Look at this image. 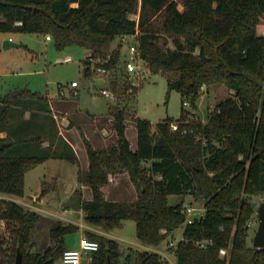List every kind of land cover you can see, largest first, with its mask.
<instances>
[{
	"label": "trees",
	"instance_id": "16d2710c",
	"mask_svg": "<svg viewBox=\"0 0 264 264\" xmlns=\"http://www.w3.org/2000/svg\"><path fill=\"white\" fill-rule=\"evenodd\" d=\"M262 23L264 0H0V33L50 35L58 49L79 45L91 56L110 57L107 67L116 74L110 88L117 96L108 116L114 139L100 146L82 133L87 168L60 134L47 96L21 88L1 97L0 132L8 134L0 138V193L23 197L25 176L33 166L52 158L71 161L78 165L79 184L92 194L81 198L84 219L107 231L134 219L138 239L150 248L160 246L185 222L183 203L172 204L170 196L192 193L205 201L206 210L184 227L174 249L177 264H264V248L248 240V222L257 211L251 197L264 194V35L258 31ZM162 34L173 38L174 48L161 43ZM126 36H137L149 70L167 77L169 91L181 93L177 129L166 119L153 132L150 120L131 111L137 92L128 93L122 54L112 47L114 40ZM84 65L89 77L87 58ZM218 84L235 95L219 102L207 122L187 120L190 111L184 109V101L197 109L202 88ZM26 111L30 120L11 132L7 126L15 114ZM35 117L41 119L39 130L31 136L26 125ZM128 118L137 131L136 148L127 135ZM122 172L137 188L132 202L108 199L102 190L109 175ZM0 220L17 224L10 246L5 247L0 237V264H15L18 248L22 264L49 259L56 264L69 248L65 236L79 230L76 224L60 223L51 230L54 244L32 253L39 212L0 199ZM86 233L99 242L92 264H121L123 251L117 240ZM201 240L207 241L205 247L197 245ZM222 248L228 249L225 257L220 256ZM137 259L139 264H167L159 252L147 249L137 251Z\"/></svg>",
	"mask_w": 264,
	"mask_h": 264
},
{
	"label": "rangeland",
	"instance_id": "374dc122",
	"mask_svg": "<svg viewBox=\"0 0 264 264\" xmlns=\"http://www.w3.org/2000/svg\"><path fill=\"white\" fill-rule=\"evenodd\" d=\"M179 8L184 10L181 3ZM262 28L263 23L258 26V31L261 32ZM0 36L2 42L9 38L18 44V46L8 49H4L1 45L0 96H6L16 89L28 88L42 96L50 97L54 103L51 113L56 115L61 132L73 144L81 161L85 159L86 154L83 135L100 146L107 145L114 139L110 134L108 116L111 105L116 104V102L100 93L103 88L111 89L110 82L116 76L114 72L108 76L98 74L92 77L86 76L84 60L89 51L79 45L58 49L54 40H47L46 35L39 33L11 31L2 32ZM160 37L162 44L166 43L167 47L174 48L173 38L165 34ZM136 42L137 36H126L125 39L121 37L114 40L112 47L120 49L122 44L123 47H130ZM120 52L122 54L121 66L125 68L131 53L129 49L120 50ZM125 76L128 77L127 74ZM72 81L80 83V95L78 97L71 93ZM235 93L234 90L229 89L224 84L207 88L205 92L202 91V95L205 94V96L199 98L197 109L184 105V109L190 111L186 116L187 120L200 119L204 123L207 122L210 111L219 102L234 96ZM182 99L178 90L169 91L168 79L165 75L154 74L149 71L136 95V102L131 105L133 106L131 111L136 116L150 120L155 124V127L158 122L166 119H172L173 123L178 125ZM87 112L101 117L96 126L85 114ZM40 120L35 117L32 123H27V130H31L33 133L38 132ZM72 122L74 126H72ZM127 123V135L132 148H135L137 145L135 124L132 118H128ZM49 126L51 127L50 124ZM103 128H105V134L102 132ZM153 131L155 132V128ZM93 133L96 135L95 139L91 136ZM78 171L77 164L65 159L52 158L36 164L28 170L25 176V195L23 197L0 193V199L14 200L26 209L39 212L40 220L32 233V242L35 243L34 248L37 249V252H44L50 245L54 244L51 236L53 228L60 223L64 225L73 223L79 226V230L65 236L69 247H78L81 235L87 234V231H93L113 238L120 243L123 251L121 264H139L137 251L145 249L151 251L158 249L167 253L169 258L175 259L174 248L170 247L169 243L172 239L178 243L183 236V226L175 230L173 236H168L160 246L151 247V249L138 239L134 219L126 220L122 227L110 231L87 222L84 219L85 212L81 207V198L90 199L92 194L88 186L79 184ZM210 175L213 173L210 172ZM102 190L108 199L132 202L137 198V188L131 182L129 175L124 172L109 175L108 183ZM251 199L257 210L252 217L254 222L251 225L248 224V240L253 245V239L259 225L258 207L264 201V194L252 196ZM170 202L172 204L182 202L184 208L194 207L196 216L202 215L206 210L205 201L192 193L171 195ZM14 225L17 224L0 220V237L6 240L5 247L12 243ZM29 247L27 246V249Z\"/></svg>",
	"mask_w": 264,
	"mask_h": 264
},
{
	"label": "built area",
	"instance_id": "2783aa9c",
	"mask_svg": "<svg viewBox=\"0 0 264 264\" xmlns=\"http://www.w3.org/2000/svg\"><path fill=\"white\" fill-rule=\"evenodd\" d=\"M16 24L20 25L21 22H17ZM261 32L264 35V23H263V28ZM46 37H47V40L52 39L50 35H47ZM128 49L130 50L131 56H130V59L126 62V66L124 68L126 74L128 75V80L130 83L128 93L136 94V92L138 93L143 81L146 79L150 70H149V67L146 61L143 59L140 53L137 42L135 44H132L130 47H123V44H122V47L120 48L121 51H126ZM87 59L89 60L90 65H91V75L89 77H92L95 74H98L101 76H108L110 75V73H112L110 69L107 67V64L110 61V57L103 58V57H95V56L88 55ZM70 89L72 91L71 93L73 96L78 97L80 95V83L79 82L72 81L70 85ZM205 90H207L206 86L202 88L203 92H205ZM100 93L106 98H110L111 100H114V101L117 98L116 93L112 89L103 88L101 89ZM184 105L191 106V103L190 101L185 100ZM217 112H220V110L218 109ZM172 127L173 129H177L178 125L173 123ZM184 213L186 215V219L183 224V227L193 224L195 222L196 217H200L204 214L203 213L200 216H196L195 208L191 206L184 208ZM253 222H254V219L251 218L248 224L251 225ZM161 231L162 233H167L166 229H161ZM177 244L178 243H176L175 240L173 239L170 240V243H169L170 247L175 249L177 247ZM197 245L201 247H205L207 245V241L206 240L198 241ZM98 249H99L98 241L91 239L86 234L81 235L80 240H79V246L76 248H68L64 252V255L61 258V260L56 264H92L94 253L98 251ZM154 250L161 254L162 258L167 261V264H177L176 256H175V259H171L169 258L167 253L161 250H158V249H154ZM227 253H228V249L226 248H222L220 250L221 257H225Z\"/></svg>",
	"mask_w": 264,
	"mask_h": 264
},
{
	"label": "crops",
	"instance_id": "0c3cea01",
	"mask_svg": "<svg viewBox=\"0 0 264 264\" xmlns=\"http://www.w3.org/2000/svg\"><path fill=\"white\" fill-rule=\"evenodd\" d=\"M0 40H1V45H2V38H1V36H0ZM88 55H90V52H89V54ZM88 55H87V57H88ZM86 57V58H87ZM85 58V59H86ZM205 96V94H203L201 97L203 98ZM1 97H4V96H0V98ZM48 97V96H47ZM48 99L50 100V103H51V105L52 104H54L53 103V101L51 100V98L50 97H48ZM53 99V98H52ZM199 101V100H198ZM78 105V104H77ZM78 107V106H77ZM78 109H80V108H78ZM86 115H88L89 116V118L91 119V122H92V124H94L95 126H96V124H97V121H98V119H100L98 116H94V115H91V114H89L88 112L87 113H85ZM31 116V113H30V111H26L24 114H19V112H17L16 114H15V117L12 119V122H11V124H8V129L11 131V132H16V129L18 128V126H19V124L20 123H24V122H27V121H29L30 120V117ZM54 118H55V120H56V122H57V124H58V127H59V130H60V134L61 135H63V133L61 132V129H60V125H59V123H58V121H57V117H56V115L54 114ZM155 128V131H156V127H155V124L153 123V128H152V131H153V129ZM30 134H32L33 133V131H28ZM102 132L105 134V128H103L102 129ZM154 132V131H153ZM7 134H8V131H1L0 132V138H4V137H6L7 136ZM32 135H35V133H33ZM64 136V135H63ZM91 136L95 139V137H96V135H94V133L93 134H91ZM65 137V136H64ZM66 138V137H65ZM69 142H70V140L68 139V138H66ZM70 144H71V142H70ZM72 146H73V144H71ZM50 146V142L48 141V140H46V141H44V144H43V147H49ZM137 146V145H136ZM74 147V146H73ZM136 148V147H135ZM75 149V148H74ZM76 150V149H75ZM77 152V151H76ZM78 154V153H77ZM80 158V157H79ZM85 159H82V161H81V159H80V161H81V164L83 165V167H85V168H87L88 167V165H89V160H88V156H87V152H86V154H85V157H84ZM84 160V161H83ZM69 248H76V247H69Z\"/></svg>",
	"mask_w": 264,
	"mask_h": 264
},
{
	"label": "water",
	"instance_id": "95a60500",
	"mask_svg": "<svg viewBox=\"0 0 264 264\" xmlns=\"http://www.w3.org/2000/svg\"><path fill=\"white\" fill-rule=\"evenodd\" d=\"M2 45L4 49H8L13 46H18L17 43H15L14 41H12V39L9 38L4 39ZM258 220H259V225L253 239V246L256 248H264V201L258 207ZM32 251H33L32 253H36L37 249L33 247ZM15 264H22L21 248H18ZM34 264H38V263H34ZM40 264H52V260L49 259ZM108 264H112L110 260Z\"/></svg>",
	"mask_w": 264,
	"mask_h": 264
}]
</instances>
